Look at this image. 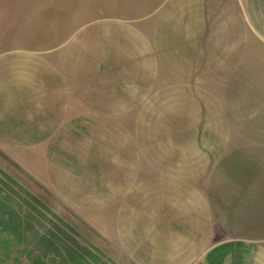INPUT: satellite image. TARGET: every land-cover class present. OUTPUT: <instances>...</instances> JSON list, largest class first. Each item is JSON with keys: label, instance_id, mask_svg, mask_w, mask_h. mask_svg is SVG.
<instances>
[{"label": "rangeland", "instance_id": "rangeland-1", "mask_svg": "<svg viewBox=\"0 0 264 264\" xmlns=\"http://www.w3.org/2000/svg\"><path fill=\"white\" fill-rule=\"evenodd\" d=\"M71 10L36 50V177L0 146V264H255L264 0Z\"/></svg>", "mask_w": 264, "mask_h": 264}, {"label": "crops", "instance_id": "crops-1", "mask_svg": "<svg viewBox=\"0 0 264 264\" xmlns=\"http://www.w3.org/2000/svg\"><path fill=\"white\" fill-rule=\"evenodd\" d=\"M71 4L72 0H0V146L35 177L36 50L48 53L44 59L49 63L57 54L50 53L52 49L68 44L71 28L58 25V20L64 22L72 13ZM228 24L222 21L220 27L225 31ZM212 55L213 61H230Z\"/></svg>", "mask_w": 264, "mask_h": 264}, {"label": "bare ground", "instance_id": "bare-ground-1", "mask_svg": "<svg viewBox=\"0 0 264 264\" xmlns=\"http://www.w3.org/2000/svg\"><path fill=\"white\" fill-rule=\"evenodd\" d=\"M148 1H150V2H153L154 0H148ZM157 1V0H156ZM158 3H159V1H158ZM160 9V8H159ZM159 14H164L163 13V11H161ZM123 23V22H122ZM105 24V23H104ZM143 28V27H142ZM188 32V31H187ZM183 34V33H182ZM188 34V33H187ZM7 37V36H6ZM74 80V79H73ZM71 115V114H70ZM257 152H258V150H256ZM247 152H249V153H255L253 150H247ZM20 172V171H19ZM222 177H224V176H222ZM226 177V176H225ZM224 177V178H225ZM225 180L227 181V177L225 178ZM259 230H263L264 231V223H263V226L261 225V228L260 229H258V230H256L257 232L259 231ZM254 260H255V264H264V251H258V252H256L255 254H254Z\"/></svg>", "mask_w": 264, "mask_h": 264}]
</instances>
